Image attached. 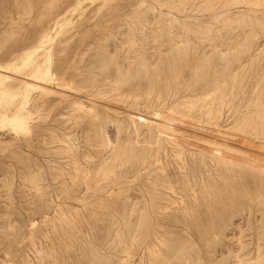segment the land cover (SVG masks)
I'll return each mask as SVG.
<instances>
[{"label": "rangeland", "instance_id": "obj_1", "mask_svg": "<svg viewBox=\"0 0 264 264\" xmlns=\"http://www.w3.org/2000/svg\"><path fill=\"white\" fill-rule=\"evenodd\" d=\"M0 66V264H234L236 224L264 237V172L225 236L187 231L204 142L264 124V0H0Z\"/></svg>", "mask_w": 264, "mask_h": 264}, {"label": "bare ground", "instance_id": "obj_2", "mask_svg": "<svg viewBox=\"0 0 264 264\" xmlns=\"http://www.w3.org/2000/svg\"><path fill=\"white\" fill-rule=\"evenodd\" d=\"M242 1L245 2L246 0H242ZM245 53L246 51H242L241 54H238V53L236 55L234 54V56L231 59L229 58L226 60L227 63H224V65L221 66L222 70L220 69L218 71H220V73H224L225 65L228 64V66L230 67L229 64H234V62L237 61V58L239 59ZM11 69L12 67H8L5 69V67L0 66V78L2 77L1 75L2 70L10 71ZM59 69H62V68L60 67ZM229 69L230 71L235 70L233 66L230 67ZM36 72L37 71L34 70L30 78L35 77L37 75ZM2 79H0V81L3 82ZM213 80L214 78H205V80L201 84L202 88L203 89L207 88V86L210 85L213 82ZM5 81L6 80H4V82ZM21 82L22 81H20L19 84L22 85ZM24 83H27V82H24ZM11 85L12 84L4 83L0 87V93H4L5 91L7 92L8 90L10 91ZM236 101L237 100H235V98L231 100V102L229 103L230 105L229 109L227 110L228 112L232 113V112L238 111V109L236 108V104H237ZM227 104L228 103H226L225 105ZM15 111L16 112L13 111L14 115L12 114L13 115L12 118L10 117V115L8 116V118H11L8 120V124H13L15 127L22 126L24 124L23 118L25 116L24 114L25 111L22 112L23 109L21 111V107L16 108ZM210 111L211 109H208L207 111H205V113L209 114ZM0 117H1V114H0ZM260 117H264V114H260L259 118ZM3 119H4V116H3ZM4 121L7 122V120H4ZM246 123H248L250 126L253 127L251 128V131L249 133L243 132L241 129H236V131L234 130L235 132L232 131L233 132V134H231L232 137H226L225 140L224 138L221 141H211L209 139L210 141L207 140L204 142V144L208 147V150L212 152L211 153L209 152L210 154L206 158L204 157L203 160L209 159L210 164L214 167L215 174L218 175L219 178L217 179L216 177L212 175V173H210L208 177L202 178L201 180L197 179L190 184L189 196L191 199L190 201L191 210L193 211L194 214L190 216L189 218V222L187 225L188 227L187 231L189 235L188 239H190V241L193 242L194 244H198L199 246H202V247H206V246L208 247L211 244V240L218 239L222 235L225 236L224 230L228 228L231 222L230 221L231 218H229L228 216L230 215L231 211L235 209L236 199L237 197H239V192L243 189V190H246V194H245L246 196L252 197L254 195L255 180L254 179L247 180L246 176L249 174L255 175L257 173L264 172V157H262L263 155H260L261 153L252 154L254 153L253 151L250 152L246 149H243V148L241 149L237 147V145L238 144L240 145L241 143L243 144L246 143L248 145L253 144L254 148L258 147L259 151L262 150L264 152V124L263 122H260L258 120H253V119L251 120L248 117H242L240 119L238 126L246 124ZM246 135H249V136H246ZM250 135L255 136V141H252V142L248 141V137L250 138ZM198 147H195V148H198ZM253 147L250 149L252 150ZM205 164H206V161H204L203 166ZM241 184H243V188H240ZM261 190H264V186L261 187ZM250 213L251 212H249V215ZM251 220L252 219L250 218V216H248L244 224H241V223L236 224V229L238 231L233 233V235H234V238L235 236H237V241L240 247H239L238 252L234 255V264H252L251 262L254 258L255 260H258V261H264V255L262 251V247L264 246V237H261L260 231H257L255 233ZM243 226H247L249 230L252 231L251 234L253 235V237L250 241V246L252 245V248H249L250 247L249 246L248 247L249 249H246L248 245L247 246L244 245L245 242L243 241V237H245V235H244ZM256 228L260 229L261 226H256ZM178 241H180V239ZM177 249L179 250V246L177 247ZM182 249L183 247H181V250ZM143 258H145V256L140 257L139 264H142L144 260ZM181 258H182L181 251L174 253L173 264H192L190 256H188L185 263L181 262ZM125 261H126L125 259L121 260V264H124Z\"/></svg>", "mask_w": 264, "mask_h": 264}]
</instances>
